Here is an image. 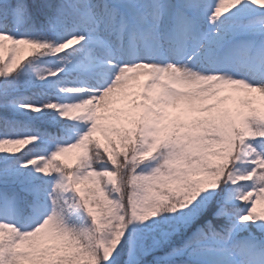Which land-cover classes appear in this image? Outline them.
I'll list each match as a JSON object with an SVG mask.
<instances>
[{"label": "snow or ice", "instance_id": "obj_1", "mask_svg": "<svg viewBox=\"0 0 264 264\" xmlns=\"http://www.w3.org/2000/svg\"><path fill=\"white\" fill-rule=\"evenodd\" d=\"M0 264H264V0H0Z\"/></svg>", "mask_w": 264, "mask_h": 264}]
</instances>
